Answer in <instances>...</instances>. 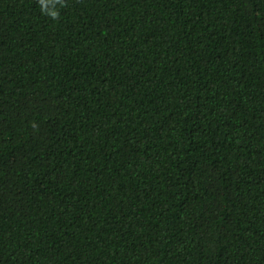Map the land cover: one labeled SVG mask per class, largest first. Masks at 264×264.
Masks as SVG:
<instances>
[{
	"label": "trees",
	"instance_id": "16d2710c",
	"mask_svg": "<svg viewBox=\"0 0 264 264\" xmlns=\"http://www.w3.org/2000/svg\"><path fill=\"white\" fill-rule=\"evenodd\" d=\"M0 264H264V0H0Z\"/></svg>",
	"mask_w": 264,
	"mask_h": 264
}]
</instances>
